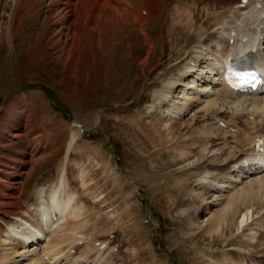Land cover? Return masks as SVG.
Returning <instances> with one entry per match:
<instances>
[{"label":"rangeland","instance_id":"rangeland-1","mask_svg":"<svg viewBox=\"0 0 264 264\" xmlns=\"http://www.w3.org/2000/svg\"><path fill=\"white\" fill-rule=\"evenodd\" d=\"M109 1L119 20L107 10L114 19H99L97 9L76 16L78 0H0V264H30L13 256L7 229L15 219L31 222L25 204H41L33 191L61 180L59 195L71 194L83 208L77 220L67 217L60 225L76 222L80 240L87 233L75 251L88 253L85 264L104 252L115 264H264L262 184L253 185L261 188L256 198L242 201L219 226L212 222L236 190L262 175L237 177L244 164L226 159L223 146L248 152L250 138L264 134V93L223 99L216 87H205L218 80L206 66L220 57L214 35L239 17L234 4ZM146 2L155 4L142 28L134 20L148 11ZM188 60H197L195 74H185ZM216 98L217 111L231 115L237 134L211 125L217 124L213 109L205 116V101ZM243 214L246 226L238 233ZM45 229L52 238L56 228ZM102 241L113 250H93Z\"/></svg>","mask_w":264,"mask_h":264},{"label":"bare ground","instance_id":"bare-ground-1","mask_svg":"<svg viewBox=\"0 0 264 264\" xmlns=\"http://www.w3.org/2000/svg\"><path fill=\"white\" fill-rule=\"evenodd\" d=\"M108 1L107 0H82V1L78 0V2L75 5V15L80 16L81 18H83V17L86 18L92 9H97L98 13L100 11H102V15L100 13L99 14L97 13L99 19L104 17L107 20L108 19H114V18L116 20L117 19L119 20V18H121V13L115 9L116 5L113 4L112 1H111V3H110V1L109 2ZM225 2L229 6L234 4L233 8H234V10L238 11L239 17L237 18V20H235V22H233V23H235L234 27H231V25L233 23L230 24L231 22H229L226 24V22H225L224 24L226 25L227 28L224 27L225 25L221 26L220 31L214 35L213 42L216 45L217 49H219L218 53L220 54V57L216 58V60H214L211 64L207 65L206 69L209 72L210 76L211 75L215 76V77L217 76L218 80H220L219 74H220V70L222 69L221 65H222L223 59L227 55L232 56L233 54L231 52L234 49V47L237 45L238 46L239 45L245 46L247 44V41H252V43L258 49V51L260 52V50H261L260 56L262 59H264V45H263L264 42L261 43V40L263 39L262 38L263 30L261 29V26L264 25V0H247L243 7H241V5H242L241 0H225ZM152 4L154 5L155 3L154 2H150V3L146 2L145 6H146V8H148V11L146 13H144L143 15H141V13H140L141 11H138L139 13L136 11L137 13H136L134 21L139 27L144 28V25H147L150 22V18L153 15V12H152L151 7H150V5H152ZM82 5L83 6L86 5V6L81 7ZM20 6H22V4H20L18 6V8ZM106 10L109 11L110 14L114 18L111 17L110 15L103 14V11H106ZM124 15H126V13H124ZM96 17H97V15H96ZM189 19H191V18H189ZM84 21H85L84 24L86 25L87 22H86V20H84ZM188 23L190 24V28H192L194 25V21L188 20ZM253 24H255L256 26H254V27L252 26V28H251V25H253ZM228 26H230V28ZM118 30H119L118 32L120 33V29H118ZM137 31H139V29H137ZM142 33H143V35H145V37L149 38V40L153 41V38L149 37V35L147 34V32L144 29H142ZM206 48L208 50V47H206ZM206 55H209L208 57H210L211 54L208 53ZM232 57L234 58V56H232ZM209 60H211V59H209ZM196 61H193L192 65H187L185 67V74H192V73L195 74L198 71L197 68L199 67V65H198V62H196ZM197 77H199V76H197ZM203 78H205V76ZM207 79L209 80L208 77H207ZM202 80H204V79H202ZM215 80H217V79H215ZM215 80H213V81L215 82ZM175 83H176V81L171 80L167 83V85L171 87V86L175 85ZM207 85H211L213 87V84L210 83V81H209V83H206L205 87H207ZM218 86H219V88L216 90L218 92V95L223 99L231 98V97L236 96V95L237 96H243V95L246 96L248 94H250V95L256 94V91L252 92V93L251 92H245V93L239 92V93L234 94L226 86L223 85V82L221 80H220V83H218ZM196 95H199V93L196 92ZM186 101L184 102L183 105L177 104V108H175V111L172 112V114L174 116H178L179 114H181L183 109H186V106H187ZM216 101H217V98H216V100L214 99L211 101H208V100L205 101L204 108H203L205 116H207L208 113H210V115H211L210 110L213 109L212 116L214 119L217 120V123L219 121L223 122L224 124H226V127L234 130V134H237L240 131L239 130L240 128L237 129V126L230 124V122H232L231 115L227 118H222V116L224 117L226 113H224V112L222 113V112L217 111V109H216L217 107H215ZM253 108L259 109V108H257V106H254ZM225 120H227V121H225ZM254 123L255 122L252 121L251 123H248L246 125H249V124L253 125ZM208 126L211 127L210 124ZM209 127L207 128L206 132L212 134L213 130H208ZM217 129L223 131V133L226 135L227 134H230V135L233 134V133H230V131L227 129H222V128H218V127H217ZM242 131H243V129H242ZM249 137H250V135H249ZM255 137H258L257 134L250 138V141L248 143V144H250V147H251ZM74 140H75V137L73 136L71 141H70V145L68 147V150L66 152L65 160L69 155V151H70L71 145L74 142ZM225 145H227L228 151H230L229 146L234 145V144L227 142ZM250 147L247 150L248 152H246L244 150H240V148H238L237 146H233L232 151L234 152V154H237V155H247L250 152ZM242 153H244V154H242ZM232 156L229 155V153H228V156L226 155V159L227 158L231 159ZM243 159H244V161H242L241 158L236 159L237 161L234 160L235 163H234V161H232L235 165L236 164L238 165V163L244 164L243 167H237V168H239V170L235 171L236 174H238L237 177H240L239 174H245L246 175V174L253 172V174L257 175V172L264 171V170H262L264 168V149L261 152H257L255 154L254 158H252L250 156H245ZM235 165L233 167H236ZM65 169H66V167H65ZM225 181H227V180H225ZM63 183L64 182L61 180L59 184H56V185L50 187L49 190H45L43 187H38L33 191L34 198L35 197L38 198V200L41 201L40 202L41 204H40V206H31V205H33L31 203H30V205L25 204L26 208L28 209V211H26V214H27L26 217H28L29 219H32V221L30 220L31 222L25 221L23 219H15L12 221L10 227L7 230H8V234L9 235L11 234L8 237V239H10L14 242L12 244L13 256L22 257V258L23 257L29 258L28 260H30V264H85L86 262H88L90 260V258L88 257V253H85V254L83 253V254H79V255H73V254L71 255V253H73L72 250L77 251L78 245L80 243L82 244V241L88 239V237L86 236L87 233L84 234V232H83L81 235L83 237L80 240V239H78L77 235L81 234V232H78L79 230L77 231V229H75L73 227V225H77L76 222H72L71 223L72 226L68 225L69 227L67 229H63V225H60L61 223L64 224L63 221L66 220L67 217L69 218V217L73 216L76 219L79 216L78 212L81 209H83L80 205H78V202L73 199V196L71 194L70 195L64 194V196L59 195V192L62 190ZM227 184L231 185L230 182H228ZM227 184H226V186H227ZM250 184L251 185L249 186V188L244 187V188H241L239 190H236V192L233 195H231L228 198V200H226L225 205L222 206L216 214L212 215V222L216 223L217 226H219L220 223L225 221V218H227L226 216L230 215L231 213H235L236 206L237 205L240 206V204L242 205V201L244 204V201H247L248 199L256 198L257 195L259 194V191L261 190V188L264 189V174H262L260 177L255 179V181H251ZM255 184L256 185L262 184V187L260 188V190L255 191L254 189H252L253 185H255ZM255 188H257V187H255ZM64 193H65V191H64ZM81 214H82V212L80 213V215ZM232 215H234V214H232ZM81 216L83 217V215H81ZM245 216H246V214H243L242 219L239 222L241 228L243 227L242 224L244 222ZM37 220L39 221V223L37 222ZM83 220H85V219H83ZM257 225H258V228H254L255 231L253 229L250 230V233H252L250 235H257L259 228L262 227L261 223L257 224ZM52 226H54L56 228V230L55 229H54V231L51 230L54 232V234H53L52 238H49L48 236H46L47 230L45 228L48 229V228H51ZM65 226H67V225H65ZM99 226L100 225H98V227L96 226L93 229H96L98 232ZM100 230H102V228ZM58 233H60V234H58ZM69 233L73 234L72 239H68ZM75 236H76V238H75ZM42 237H43V240L45 243H43L41 245L40 241H41ZM100 245H104V243L103 244L101 243ZM95 248H97L96 249L97 252L101 251V249H102V248H100V246L94 245L93 250H95ZM29 253H31V254L28 255ZM104 253H102V255ZM102 255L99 256L98 258H96L97 260H91L90 263H93V264H97V263H99V264H115V263H113V262H116V261H113L114 259L109 261L108 258H103ZM2 264H4V263H2ZM240 264H242V263H240Z\"/></svg>","mask_w":264,"mask_h":264},{"label":"trees","instance_id":"trees-1","mask_svg":"<svg viewBox=\"0 0 264 264\" xmlns=\"http://www.w3.org/2000/svg\"><path fill=\"white\" fill-rule=\"evenodd\" d=\"M62 109V108H61Z\"/></svg>","mask_w":264,"mask_h":264}]
</instances>
